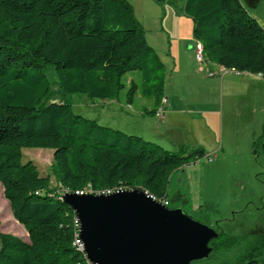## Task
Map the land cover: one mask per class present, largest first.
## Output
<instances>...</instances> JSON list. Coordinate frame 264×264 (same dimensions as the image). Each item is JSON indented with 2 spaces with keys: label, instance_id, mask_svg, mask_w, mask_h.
Returning a JSON list of instances; mask_svg holds the SVG:
<instances>
[{
  "label": "trees",
  "instance_id": "16d2710c",
  "mask_svg": "<svg viewBox=\"0 0 264 264\" xmlns=\"http://www.w3.org/2000/svg\"><path fill=\"white\" fill-rule=\"evenodd\" d=\"M181 10L205 59L264 80V28L240 0H183ZM48 68L59 93L47 79ZM133 72L137 78L124 79ZM163 78L164 66L127 0H0V185L28 235L23 241L0 231V264H88L74 244L75 214L60 200L64 191L141 189L170 207V174L205 150H165L74 113L65 98L83 93L116 100L124 91L128 105L137 95L159 104ZM252 146L254 153L264 152V121ZM24 148L54 150L60 169L55 188L22 161ZM241 239L218 233L211 257L191 264H209L214 253ZM237 264H264V234Z\"/></svg>",
  "mask_w": 264,
  "mask_h": 264
},
{
  "label": "rangeland",
  "instance_id": "374dc122",
  "mask_svg": "<svg viewBox=\"0 0 264 264\" xmlns=\"http://www.w3.org/2000/svg\"><path fill=\"white\" fill-rule=\"evenodd\" d=\"M240 2L264 28V0ZM142 5L135 4V15L138 21L141 19L139 23L150 39L155 32L152 20H143L141 15L153 9ZM164 7H169L177 16L181 14L178 1L161 6ZM183 18L187 24L189 22L185 30L187 27V33L194 40L192 21ZM175 20L171 18L166 22L175 25ZM158 54L166 59L163 53ZM187 56L192 64L186 61L182 68L185 73L176 78H163L162 96L168 98L167 101L171 99V108L187 111L183 115H171L169 122L162 121L164 110L167 113L163 102L161 105L165 108L161 116L144 111L151 107V97L137 95L131 105L126 104L124 91L116 100H91L83 93L66 94L65 98L74 113L127 134L140 133L142 139L161 145L165 150L178 151L175 137L189 149L202 147L206 152L203 157L170 174L169 206L180 208L218 233L241 237L236 246L214 253L209 263L237 264L252 240L264 234V152L254 153L252 146L263 129L264 81L255 85L254 94L249 96L248 89L240 84L225 82L222 87L218 67L208 59L197 61L194 51ZM207 69L216 75L210 77ZM46 76L52 89L59 93L56 76L50 68ZM130 77L138 76L135 72L128 73L124 79ZM54 153L47 148L22 150V161L32 164L34 172L43 176L50 188L56 187V176L60 173ZM0 231L28 241L27 232L12 217L1 185Z\"/></svg>",
  "mask_w": 264,
  "mask_h": 264
},
{
  "label": "water",
  "instance_id": "95a60500",
  "mask_svg": "<svg viewBox=\"0 0 264 264\" xmlns=\"http://www.w3.org/2000/svg\"><path fill=\"white\" fill-rule=\"evenodd\" d=\"M91 264H191L211 257L212 227L141 189L111 193L64 191Z\"/></svg>",
  "mask_w": 264,
  "mask_h": 264
},
{
  "label": "crops",
  "instance_id": "0c3cea01",
  "mask_svg": "<svg viewBox=\"0 0 264 264\" xmlns=\"http://www.w3.org/2000/svg\"><path fill=\"white\" fill-rule=\"evenodd\" d=\"M139 1L141 3H138L137 0H134V1L128 0V2L132 3L134 15H135V4H138V6L143 4L142 6L144 8H145V6H147V8H149V10L153 9L150 12L142 13L141 18L143 20H147L148 18H149V20H152L150 22L154 26V31H155L154 36H152L149 39L148 35L145 33V37H146L147 42L153 48L156 56L158 57V59L160 60V62L164 66V74H165L164 78L179 77L180 75L185 73V71L183 69L185 68L184 64L186 63V61H188L187 64H190V63L192 64V62H190L189 57L187 55H189V56L192 55L193 43H194L195 39L192 40V37L190 36V34L187 33V31H186L187 27L185 30L186 25L189 27V22L187 24L185 18H183V17L184 16L187 17V16L184 15L182 10H180V13H181L180 16H177L176 12L171 11L169 7L168 8L164 7L162 9L161 6H159L158 4H156V3L154 4V2L152 0H139ZM177 1H178V3H180V9H181L183 1L175 0V3H177ZM135 17L137 19L136 15H135ZM171 18H173L174 20L175 19L177 20V21L175 20L176 21L175 25L174 24L172 25V23L166 22L168 20H171ZM140 23H141V21H140ZM191 24H192V22H191ZM181 26H183V27H181ZM143 29H144V27H143ZM160 52L163 53V55L165 56L166 59L159 56L158 53H160ZM191 58H192V56H191ZM191 61H192V59H191ZM212 63L218 67L217 72H218V75L220 76V81H221L222 87H223V84L225 82H226V84H231V85H239L240 84L245 89H248L249 96H252L251 94H254V90L256 88L255 85H259L262 81H264L259 76L253 75V74L240 73V72H235L232 70H227L226 72L225 71L222 72L220 70L221 67L218 64H216L214 62H212ZM207 73L210 77L216 75V73L214 71L209 70V69H207ZM163 98H164V96L161 97L159 104H155L154 100H153L151 107H149L148 109L144 108V111H150L151 109H156L163 102L165 104L166 109H167L166 110L167 113H165V110H164L165 107L163 108V110H164L163 114L164 115H163L162 121L164 123H166L167 120L169 122L171 115L173 117H175V116H178L180 114L183 115V113L185 114L187 112L186 110L183 111L181 109H175L173 107L171 108V106L169 105V104H172L171 99L169 101H167L168 98H166V97L164 99ZM178 99L180 100V98H178ZM168 105H169V107L167 108ZM166 132H168V130H166ZM164 134H162V135L164 136ZM133 135H137V136H140L141 138H143L140 133L133 134ZM174 139L176 140V141H174V143H176V146L180 147L181 145L184 144V143H178L176 137ZM159 146H161V145H159Z\"/></svg>",
  "mask_w": 264,
  "mask_h": 264
},
{
  "label": "built area",
  "instance_id": "2783aa9c",
  "mask_svg": "<svg viewBox=\"0 0 264 264\" xmlns=\"http://www.w3.org/2000/svg\"><path fill=\"white\" fill-rule=\"evenodd\" d=\"M193 51H194V57L197 61L199 62H203L205 61V58H204V55H203V47H202V44L200 42H195L194 45H193ZM222 72L223 71H227V69H225L224 67H221L220 69ZM233 71V70H232ZM237 72V71H235ZM163 111V107L160 105L157 109H156V115L158 116H161V113ZM119 190H124L122 188H118V189H113V190H106V191H103V192H99V193H93V194H100V193H104V194H107V193H111V192H115V191H119ZM76 193H79V194H83V193H92L90 190H86V189H83V190H80V191H75ZM149 196H151L153 199H155L152 195H150L149 193H147ZM156 200V199H155ZM162 203H164L165 205H167V201H164V200H158ZM75 223H76V226H77V232L75 234V240H74V244H76L78 246V248L83 252L82 250V245H81V242L78 238V223L75 219ZM84 254V253H83ZM85 256V255H84ZM86 258V257H85ZM86 262L88 264H91L89 263V261L86 259Z\"/></svg>",
  "mask_w": 264,
  "mask_h": 264
}]
</instances>
